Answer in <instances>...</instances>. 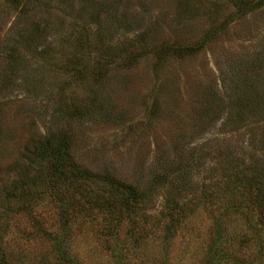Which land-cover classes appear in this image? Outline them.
<instances>
[{
    "label": "rangeland",
    "instance_id": "1",
    "mask_svg": "<svg viewBox=\"0 0 264 264\" xmlns=\"http://www.w3.org/2000/svg\"><path fill=\"white\" fill-rule=\"evenodd\" d=\"M67 1L69 7L63 13L56 4L38 13L53 23L45 45L52 49L54 58L46 61L43 69V76L46 75V82L52 87L47 91L48 97L57 99L62 90L59 85L64 81L61 75L72 62L68 46L77 36V28L73 27L75 10L81 4L90 7L80 17L81 24L89 27L95 10L91 7L103 2L105 13L99 12L98 18L102 24L107 22L109 27L102 30L106 29L112 38L110 42L117 46L109 56H99L94 61L97 67L103 68V64L105 67L100 90L112 106V119L105 123L67 121L52 126L51 119L37 111L38 106L43 108L25 94L20 78L7 77L0 55V198L2 190L16 177L24 144L32 135L43 137L51 127L72 137L69 154L80 165L95 172L109 171L142 187L152 176L169 171L181 160L191 164V183L183 197L200 194L203 184L214 182L218 186L233 178L232 171L229 170V175L227 170L228 162L233 159L240 164L251 161L243 157L244 152L253 148L246 127L242 126L238 132L223 128L221 108L209 109V102L213 96L226 94L233 77L255 79L262 72L256 63L264 62V0ZM43 2L48 0H39L40 4ZM14 19L13 12L0 0V42L8 35ZM59 21L62 25H58ZM70 31L75 33L64 45L65 34ZM39 46L42 48L43 42ZM26 60L37 63L34 56ZM65 76L70 80L69 75ZM254 85L257 95L264 99V81L262 85ZM77 86L71 91L77 95L86 92L87 86ZM255 108L253 120L260 119L264 113V100ZM253 127L259 136L264 132V121L254 122ZM197 147L200 159L191 163L190 152ZM238 172L243 175L244 170L239 167ZM58 191L73 202L71 236L76 253H71L78 262L117 264L108 250L112 242L101 238V219L91 218L92 223L83 220L76 212L73 190L60 187ZM175 193L169 185L154 193L149 206L152 214L159 217L172 201L175 203ZM45 195L37 202L38 215L42 225L56 233L60 210L51 194ZM198 200L199 205L188 207L194 208L192 216L181 223L167 248L163 235L152 229L147 237L127 238L131 229L137 230L134 233L138 236L145 223L142 217L137 225L134 220L122 218L121 233L114 240L118 246H125L123 254L129 259L124 264H203L213 210L220 209L218 214L226 211L219 217L217 213L214 215L225 224L227 238L238 239L247 231L241 217L226 206L225 200L222 204L210 202L203 195ZM186 201L183 199V203ZM0 210H3L1 200ZM17 213L0 220V236L7 251L12 253L8 252L11 264H16L18 257L29 264V258L39 260L40 255H47L51 243L33 239L31 217ZM242 246L252 252L256 247L251 240L247 243L242 240ZM51 261L55 259L52 257Z\"/></svg>",
    "mask_w": 264,
    "mask_h": 264
},
{
    "label": "trees",
    "instance_id": "2",
    "mask_svg": "<svg viewBox=\"0 0 264 264\" xmlns=\"http://www.w3.org/2000/svg\"><path fill=\"white\" fill-rule=\"evenodd\" d=\"M2 1L7 10L13 12L15 19L8 35L0 42L1 59L8 73L7 77L9 79L20 78L25 87V94L43 108L41 110L37 105V111H42L40 114L47 115V118L52 121V126L67 121L105 123L111 120L112 106L109 105L108 99L103 97L100 90L105 67L104 64L103 68L97 67L94 61L96 57L109 56L117 46L110 42L112 38L108 37L106 29L102 30V27H109L107 22L102 24L101 19L98 18L99 12L105 13L103 2L91 7V9H95L94 15L91 17L93 25L90 24V26L92 25V27L81 24L83 18H80L83 11L90 7L81 4L75 10L73 27L77 28L76 33L74 31L66 33L64 43V45L68 44L73 33L77 34L73 38L72 44L68 46V49L71 48L69 53L72 62L63 72L64 75H61V79L64 81L59 87L62 90L58 92V97L55 99L48 97L47 91L52 87L50 83L46 82V75L43 76L45 62H51L54 58L52 49L45 45L53 23L49 18L40 16L38 13L49 9L52 4H56V7L63 13L65 8L69 7L68 1L48 0L42 4L39 3V0ZM239 9L242 10V6H239ZM109 16L111 17V15ZM58 25H62V21H59ZM90 35L93 37L90 38ZM42 42L43 47L40 48L39 45ZM75 49H78L77 53H75ZM28 56H34L37 63L29 60L30 64L26 60ZM256 64L261 66L262 72L256 75L255 79L233 77L226 94L224 96L220 94L219 97L213 96L209 102V109L221 108L224 116L223 128H231L238 132L242 126L246 127L253 148L244 152L243 157H248L251 161L247 164H240L235 158L228 162V174L231 170L234 177H230L223 185L216 186L214 182H209V185L203 184L202 191L198 195L182 196L186 192L188 184L191 183L190 176L193 174L191 164L183 163V160L169 171L159 172L152 176L142 187V184L138 182L132 183L118 178L109 171L95 172L80 165L69 154V150L71 153L72 137L61 129L53 130L51 127L43 137L32 135L29 141L24 144L20 154L22 162L18 164V169L16 168L15 179L2 190L0 198L3 206V210H0V220L6 219L8 215L19 214L17 212L25 213L31 217L34 224L33 239H42L51 243L47 255H40L39 260L31 261L29 258L26 262L29 264H80L77 256L71 253V251L76 253L73 250L71 236L73 213L70 208L73 202L58 191L60 187H67L73 190L77 205L76 212L83 220L92 223L91 218L99 217L101 219L103 224L101 238L112 242L108 250L114 263L124 264L129 259L128 255L123 254L124 244L118 246L114 240V237L121 233L119 228L122 218H126L129 222L134 220L137 225L142 217L145 223L144 230H139L138 236H135L134 233L137 230L131 229L127 238L142 237L143 235L147 237L150 234L148 230L152 229L156 234L163 235L167 248L176 237L181 223L192 216L194 208L188 207L199 205L198 199L203 195L210 202L222 204V201L225 200L226 206L241 217L242 224L247 230L238 239L227 238L225 224L219 218L216 219L214 215L217 213L216 215L219 217L226 211L221 214H218L220 209L211 211L212 231H210V240L203 264L221 262L264 264V132L258 136L257 128H251L254 122L263 124L264 121V113L261 114L260 119L253 120L256 116V105L262 104L264 100L261 98L262 96L257 95L258 89L254 85L263 84L264 62L259 60ZM65 75H69L70 80H66ZM75 85L79 86L77 88L87 86L86 92L83 94L76 90L79 94L77 95L71 91ZM67 91H70V94H66ZM198 148L190 152L189 161L191 163L200 159L197 154ZM233 165L235 167H232ZM239 167L244 170L243 175L239 174ZM211 170L214 172L213 169ZM168 185L176 192L173 195H176V202L172 201L171 206L168 205L159 217L153 215L152 209L149 207L154 198L153 195L168 188ZM45 194H51L60 210L59 231L56 233L45 228L40 221V215H38L39 205L37 202L41 198L43 199ZM171 194L173 193L171 192ZM183 199H187V201L183 203ZM124 234L122 235L126 237V233ZM242 240L245 243L252 241L256 246L253 252L250 248L247 251L243 249ZM7 250V246L3 244L0 236V264H11L10 252ZM52 257L55 261H51ZM15 260L16 264H25L19 257Z\"/></svg>",
    "mask_w": 264,
    "mask_h": 264
}]
</instances>
